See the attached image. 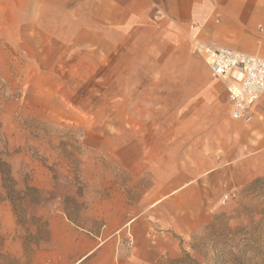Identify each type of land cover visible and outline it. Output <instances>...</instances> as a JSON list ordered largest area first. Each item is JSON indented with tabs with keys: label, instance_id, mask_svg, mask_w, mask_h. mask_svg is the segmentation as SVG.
I'll return each instance as SVG.
<instances>
[{
	"label": "rangeland",
	"instance_id": "obj_1",
	"mask_svg": "<svg viewBox=\"0 0 264 264\" xmlns=\"http://www.w3.org/2000/svg\"><path fill=\"white\" fill-rule=\"evenodd\" d=\"M28 34L22 41L0 23V153L17 189H38L40 202L23 205L17 219L0 180V264H49L52 220L98 238L119 233L129 251V225L151 183L139 176L143 169L128 168L162 164L180 138L194 140L197 125L170 119L180 107L165 105L162 89L132 72L131 58L93 54L90 41ZM173 129L184 132L174 137ZM199 183L210 219L181 236L153 219L149 239L161 249L155 264L185 255L183 264H264V174L240 186L225 171Z\"/></svg>",
	"mask_w": 264,
	"mask_h": 264
},
{
	"label": "crops",
	"instance_id": "obj_2",
	"mask_svg": "<svg viewBox=\"0 0 264 264\" xmlns=\"http://www.w3.org/2000/svg\"><path fill=\"white\" fill-rule=\"evenodd\" d=\"M0 23L22 41L31 40L30 30L58 41H90L93 54L106 59L131 58L132 72L147 74V87L162 89L164 104L180 107L170 119L197 125L194 140L180 138L162 164L128 168L143 169L139 176L151 183L129 225L134 248L123 247L119 233L98 238L52 220L49 264H155L161 249L149 239L153 219L180 236L210 219L200 179L225 171L240 186L264 174V94L248 122L232 120L223 85L189 49L198 40L264 59V0H0ZM63 234L69 236L65 252L57 247Z\"/></svg>",
	"mask_w": 264,
	"mask_h": 264
},
{
	"label": "built area",
	"instance_id": "obj_3",
	"mask_svg": "<svg viewBox=\"0 0 264 264\" xmlns=\"http://www.w3.org/2000/svg\"><path fill=\"white\" fill-rule=\"evenodd\" d=\"M193 51L213 78L225 85L232 120L248 122L252 105L264 94V59L195 40Z\"/></svg>",
	"mask_w": 264,
	"mask_h": 264
},
{
	"label": "trees",
	"instance_id": "obj_4",
	"mask_svg": "<svg viewBox=\"0 0 264 264\" xmlns=\"http://www.w3.org/2000/svg\"><path fill=\"white\" fill-rule=\"evenodd\" d=\"M4 151V156H9V154L6 153V148L4 149ZM0 180L4 197L10 203L13 213L17 219L22 215V212L24 210L23 205L38 204L40 202L38 189L29 186H25L23 190L17 189V183L12 177L10 165L7 161L1 158V153ZM186 258H188L187 255H185L184 258L172 260L170 264H183Z\"/></svg>",
	"mask_w": 264,
	"mask_h": 264
}]
</instances>
